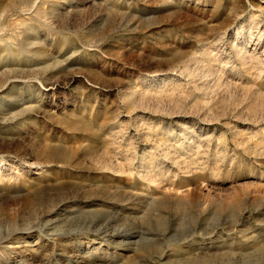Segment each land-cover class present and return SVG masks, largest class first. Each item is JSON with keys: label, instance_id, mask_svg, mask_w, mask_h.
I'll return each mask as SVG.
<instances>
[{"label": "rangeland", "instance_id": "rangeland-1", "mask_svg": "<svg viewBox=\"0 0 264 264\" xmlns=\"http://www.w3.org/2000/svg\"><path fill=\"white\" fill-rule=\"evenodd\" d=\"M264 264V0H0V264Z\"/></svg>", "mask_w": 264, "mask_h": 264}, {"label": "bare ground", "instance_id": "bare-ground-1", "mask_svg": "<svg viewBox=\"0 0 264 264\" xmlns=\"http://www.w3.org/2000/svg\"><path fill=\"white\" fill-rule=\"evenodd\" d=\"M19 263H20V264H23V261L21 260Z\"/></svg>", "mask_w": 264, "mask_h": 264}]
</instances>
